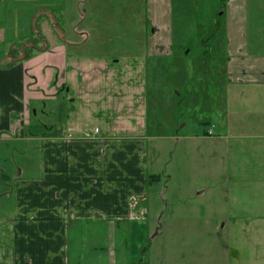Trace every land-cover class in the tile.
Instances as JSON below:
<instances>
[{
  "label": "rangeland",
  "instance_id": "1",
  "mask_svg": "<svg viewBox=\"0 0 264 264\" xmlns=\"http://www.w3.org/2000/svg\"><path fill=\"white\" fill-rule=\"evenodd\" d=\"M27 2L0 0L4 32L0 65L8 69L11 59L22 53L30 58L36 53L34 46H47L44 40L48 36L42 28L47 22L75 62L66 65L63 80H57L71 89L77 82L71 72L79 73L82 79L76 95L83 96V102L72 92L75 101L70 102L66 92L59 91L46 100L45 110L41 104L33 105L31 121L21 124L24 138L0 139V219L15 213L16 177L30 180L42 176L48 157L41 138L62 134L73 110L81 108L86 121L94 119L90 121L94 132L108 129L115 133V124L120 123L115 119L121 110L100 109L105 99L94 92L92 97L86 95L93 88L100 93L113 88L112 93L121 94L122 118H129H121L117 127L141 134L148 165L147 191L134 201L143 206V264H237L231 237L237 223L230 221L229 214L238 193L246 198L245 186L254 180L264 182V175L256 174L253 181L236 175L243 171L241 165L247 166V156L250 159L245 142L264 140V83L239 80L230 66L224 0H161L157 9L158 1L151 0ZM166 3L170 9L161 22L162 16L156 13L167 10ZM17 9L22 10L19 19ZM254 12L252 9V50L257 34H264V25L258 23ZM23 16H28V22ZM104 57L113 61L106 66L104 61H90ZM94 70L101 73L93 74ZM109 119L110 124L114 120L111 127L107 126ZM239 138H243L240 143ZM257 154L258 161L264 159V148H258ZM32 194L39 196L38 191ZM83 224L80 245L95 251L100 247L94 248L88 232L94 228L105 235L107 224L101 220ZM113 224L111 264H140L130 221ZM243 249L249 252L248 247ZM83 257L80 264H89V255ZM70 263L76 261L72 258ZM94 263L101 262L90 260Z\"/></svg>",
  "mask_w": 264,
  "mask_h": 264
},
{
  "label": "crops",
  "instance_id": "2",
  "mask_svg": "<svg viewBox=\"0 0 264 264\" xmlns=\"http://www.w3.org/2000/svg\"><path fill=\"white\" fill-rule=\"evenodd\" d=\"M15 1L21 5L28 3V0ZM151 1H158L154 9L161 6V0ZM222 7V14L226 16L231 68L239 80L264 83L263 32L257 34L256 47L253 50L250 47L251 10L255 9L258 23L264 25V0H224ZM166 9L161 12L157 10L156 15L162 16L161 22L170 9L167 3ZM21 13V9L16 10L18 19ZM25 18L28 20V16ZM25 18L23 16L24 22L27 21ZM17 25L20 26L19 21ZM1 28L2 25L0 39H3ZM42 28L48 36L44 40L47 46H34L36 53L33 52L30 58L20 53L18 58L11 59L13 64L8 69L0 65V139L10 136L24 138L21 124L31 121L29 112L33 105L41 104L45 110L46 100H52L59 91L66 92L67 98H71L69 93L72 92L75 99L83 102V96L76 95V90L80 88L79 80L82 79L79 73L76 75L74 69L71 72L72 80L77 78L76 85L72 83V90L68 86L69 91H65L61 82L65 66L75 64L74 59L58 43L47 22L42 23ZM90 61H104L106 66L107 62L113 60L104 57ZM92 73L100 74L101 71L94 70ZM92 83L97 85V79H93ZM111 89L114 92L115 89ZM91 92L105 99L100 109L121 110L119 118L115 119L120 122L115 124V133H108V129L94 132L90 123L94 119L86 121L79 108L72 111L62 134L41 138L44 155L48 157L42 176L30 180L16 177L15 213L9 219H0V264H71L72 258L76 264H80V260L85 259L83 254L89 255V264L90 260L111 264L112 238L115 236L113 223L124 221H130L132 244L137 255L145 235L141 220L143 206L141 203H137V206L134 201L144 195L149 185L141 134H129L125 128L117 127L122 124V119H129L126 116L122 118L124 110L122 112V102H118L121 94L109 91L100 93V90L93 88L89 94L86 93L88 98L93 96ZM75 99L71 98L70 102ZM97 105H100L99 102ZM111 124H114V120ZM111 124L109 119L107 126ZM240 140L243 138H239V143ZM245 144L250 159L247 156V166L241 165L243 171L236 175L241 180L253 181L257 178L256 174L264 175V159L258 161L257 154L258 148H264V140L257 142L251 138ZM244 174L245 177L242 176ZM245 190L248 192L246 198L238 193L229 214L230 221L237 223L231 231L235 260L237 264H264V182L254 180L249 187L245 186ZM34 191L39 192L38 197L32 194ZM92 220L107 224L105 235H100L94 228L88 232L87 237L94 243V248L100 247L95 251L91 246L81 247L78 238L82 224ZM96 240L100 243H95ZM243 247H248L249 252L245 253ZM100 249L105 250L97 255Z\"/></svg>",
  "mask_w": 264,
  "mask_h": 264
},
{
  "label": "flooded vegetation",
  "instance_id": "3",
  "mask_svg": "<svg viewBox=\"0 0 264 264\" xmlns=\"http://www.w3.org/2000/svg\"><path fill=\"white\" fill-rule=\"evenodd\" d=\"M223 3L224 2H222V6H223ZM65 91H69V88L68 87H65ZM144 245H145V243L142 241V243H141V245H140V247L138 248V252H139V254H140V257L138 258V260H139V263L140 264H143V258H141V252H143V250H144ZM137 252V253H138ZM138 254V255H139ZM135 260V259H134Z\"/></svg>",
  "mask_w": 264,
  "mask_h": 264
}]
</instances>
